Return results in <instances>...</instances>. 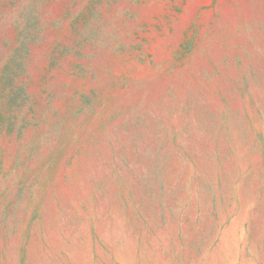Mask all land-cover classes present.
Wrapping results in <instances>:
<instances>
[{"label":"rangeland","instance_id":"1","mask_svg":"<svg viewBox=\"0 0 264 264\" xmlns=\"http://www.w3.org/2000/svg\"><path fill=\"white\" fill-rule=\"evenodd\" d=\"M0 264H264V0H0Z\"/></svg>","mask_w":264,"mask_h":264}]
</instances>
